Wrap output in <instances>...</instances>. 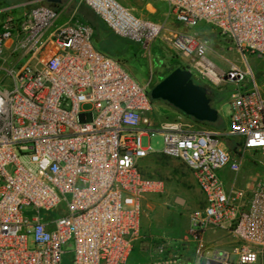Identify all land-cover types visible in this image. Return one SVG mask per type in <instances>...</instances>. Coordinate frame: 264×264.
Here are the masks:
<instances>
[{
  "label": "built area",
  "instance_id": "built-area-1",
  "mask_svg": "<svg viewBox=\"0 0 264 264\" xmlns=\"http://www.w3.org/2000/svg\"><path fill=\"white\" fill-rule=\"evenodd\" d=\"M71 1L28 0L18 16L7 7L0 18V264H61L67 252L69 264H186L166 251L169 242L155 245L156 257L129 262L142 200L164 188L139 166L157 153L141 143L155 130L163 132L159 153L188 167L205 200L189 212V235L218 227L235 238L193 264H254L264 252V174L241 184L239 172L247 152L264 167V92L253 76L246 84L238 65L218 68L206 55L208 38L189 29L204 22L242 56L264 58V0H138L147 12L165 2V18L183 29L119 0H75L68 11ZM80 4L148 52L163 35L201 84H235L229 129L195 128L182 114L173 126L148 122L147 85L94 44ZM229 137L232 148L222 141Z\"/></svg>",
  "mask_w": 264,
  "mask_h": 264
},
{
  "label": "rangeland",
  "instance_id": "rangeland-1",
  "mask_svg": "<svg viewBox=\"0 0 264 264\" xmlns=\"http://www.w3.org/2000/svg\"><path fill=\"white\" fill-rule=\"evenodd\" d=\"M28 0H0V18L4 15L5 8L12 7L10 9L14 16H18L23 10V2ZM66 2L67 0H62ZM123 5L133 8L136 15L145 18H151L153 20L163 22L166 19L168 26H174L179 28H185V26L178 21H175L173 17L165 18L167 6L163 1H157L154 4V10L147 12L143 8V4L138 0H119ZM62 3V2H61ZM20 4V5H19ZM77 2L72 0L69 3L68 11L76 5ZM61 7V5L59 6ZM82 4L78 6V10L81 9ZM190 32H201L208 38V43L211 48L216 52L214 54L208 53V56L213 60V63L220 69L227 70L231 64H236L239 67L247 70L245 77L246 84H250L252 76L255 81L260 85L264 92V58H260L254 54L246 52L245 56L233 46L231 41L222 36L216 29L210 27L204 22H200L198 25L189 29ZM117 43L120 47L116 46L114 42L106 45V49L109 51L121 52L123 48L128 51L116 54V57L123 63L130 75L140 84L147 85L149 91L163 76L176 67H183L185 64V58L177 54L171 46L163 39V35H159L151 44L149 52L142 47L138 46L134 42H131L125 38L117 37ZM194 80L198 83H205L198 79V75L193 70ZM235 88V84H223L218 83L213 86L211 93L216 92L212 99V105L218 111V120L214 122L213 128L206 127L207 129L228 130L229 129V105L228 99L231 91ZM180 113L175 112L174 109L163 103L160 100L153 101L150 109L146 112L148 122L152 125L160 126L164 123H171L174 125L179 119ZM191 126L198 128L200 126L188 118H184ZM224 144L228 147H233L236 144V138H222ZM141 143L143 146L150 145L157 153L150 154L143 158L139 162V166L142 172L147 176L154 178H160L164 181L165 192L159 193L158 200H162V197H166L170 200L164 205H155L153 202L156 195L150 193L144 196L142 200V215L140 233L144 235H150L152 233H161L171 237L179 238L189 229V211L193 206H189L188 210L177 209L176 206H171L175 197L182 198L184 195L181 192V188L184 185H188V167L177 158L168 157L159 153L163 148V132L155 130L149 135H143L141 137ZM253 156L247 152L243 160V168L239 172L240 183L242 184L249 176L254 174H264V167L260 164H254L252 162ZM11 170V167H8ZM194 189L191 195H189L190 201H194L195 206H202L204 199L199 188L194 183ZM170 191V194L166 193ZM164 193V194H163ZM163 194V195H162ZM69 197V195H67ZM171 198V199H170ZM160 202V201H159ZM191 202V203H192ZM194 206V207H195ZM173 207V208H172ZM186 207V206H182ZM224 231L222 232L223 235ZM224 241L219 246L236 245L235 238L230 235H225ZM229 236V237H228ZM221 238V237H220ZM231 240V241H230ZM226 241H228L226 243ZM70 249V248H68ZM230 249V247H229ZM70 254L67 252L62 256L61 264H69ZM237 256L233 255V259ZM254 264H264V252L258 256L257 261Z\"/></svg>",
  "mask_w": 264,
  "mask_h": 264
},
{
  "label": "crops",
  "instance_id": "crops-1",
  "mask_svg": "<svg viewBox=\"0 0 264 264\" xmlns=\"http://www.w3.org/2000/svg\"><path fill=\"white\" fill-rule=\"evenodd\" d=\"M10 45H11V41H8L7 42V48H6V54L9 53L8 48ZM215 52L216 51L213 48H211V46H209L206 55H207L208 59L211 60L212 62H213V60L208 56V53L214 54ZM188 180H189L188 185H184L181 188V192L184 195V197H182V198L175 197L173 199L174 203H172L171 206H176L175 208L183 209V210H188L189 206H193V208L190 209V211H191L194 208L204 206L205 200H204V203L202 206H195V204L193 203L194 201L192 202V201L188 200V199H190L189 195L192 194L193 189H194L193 184L195 183L197 186V183H196L192 173L190 172V170H188ZM199 191H200V189H199ZM162 192H165L164 188H163ZM162 192H159V193H162ZM159 193H154L155 195L157 194L156 197H154V199H153V202L155 205H159V206L164 205L165 203H168V201H170L167 198V195H166V197H162L161 198L162 200H158L160 198V197H158ZM166 193L170 194V191L169 192L166 191ZM202 196H203V194H202ZM203 199H204V197H203ZM182 206H186V207H182ZM140 226H141V223H140ZM223 231H224L225 235L226 234L230 235L233 238V235L229 231H227L223 228H218V227L213 228V229L204 230L197 237L190 236L188 233V230L179 238L171 237V236L164 235L161 233H152L150 235H144V234L140 233V236L137 239H135L132 243V248H131V251L129 253V262L130 263H140V262L148 261V260L152 259L154 256L156 257L155 245L160 244L162 242H165V243L169 242L168 244H166V251L169 254L170 253L171 254H178L186 264H193L194 262H196L198 260L203 261L206 259V257H208L209 250H216L218 248L228 249L229 247L232 246V244L230 246H226V247L225 246H219L224 241V237L225 238L227 237V236H224V233L222 235ZM227 242L228 241H226V243ZM207 251H208V253H206Z\"/></svg>",
  "mask_w": 264,
  "mask_h": 264
},
{
  "label": "water",
  "instance_id": "water-1",
  "mask_svg": "<svg viewBox=\"0 0 264 264\" xmlns=\"http://www.w3.org/2000/svg\"><path fill=\"white\" fill-rule=\"evenodd\" d=\"M47 1L55 6L60 2V0ZM210 93L211 89L208 86L196 82L192 77V72L182 67L169 71L149 90L151 99L166 101L196 120L216 122L218 111L210 103Z\"/></svg>",
  "mask_w": 264,
  "mask_h": 264
},
{
  "label": "trees",
  "instance_id": "trees-1",
  "mask_svg": "<svg viewBox=\"0 0 264 264\" xmlns=\"http://www.w3.org/2000/svg\"><path fill=\"white\" fill-rule=\"evenodd\" d=\"M78 16H79V18L82 21H84V22L88 23L89 25H91V27L93 29L94 44L99 49L105 51L107 54H109V55H111L113 57H116V54H118V53H123V52L128 51L126 48H123V51H121V52H116V51H113V50L109 51V50H107L105 48L106 45H108V44H110L112 42L116 43L115 45L120 47V45L117 43V37H119V36H117L114 33H112L107 28V26L103 23V21L99 18V16L97 14H95L93 12V10H91L85 4H82L81 9L78 10ZM182 68H184V66ZM212 87H210V89ZM215 94H216V92H213L211 95H209L211 104H212L213 96H215ZM156 100H160V99H151L152 102L156 101ZM160 101H162L163 103L171 106L174 109L175 112H178V113L182 114L183 116L191 119L192 122H194L198 126H204V127L213 128V126L215 125L214 122H206V121L196 120V119L192 118L191 116L185 115L184 113H182L180 110H178L175 107H173L168 102L163 101V100H160ZM150 177H152V176H150Z\"/></svg>",
  "mask_w": 264,
  "mask_h": 264
}]
</instances>
